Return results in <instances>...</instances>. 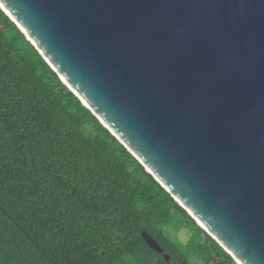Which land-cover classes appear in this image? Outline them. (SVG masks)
<instances>
[{
    "label": "water",
    "instance_id": "95a60500",
    "mask_svg": "<svg viewBox=\"0 0 264 264\" xmlns=\"http://www.w3.org/2000/svg\"><path fill=\"white\" fill-rule=\"evenodd\" d=\"M0 10L236 264H264V0H0Z\"/></svg>",
    "mask_w": 264,
    "mask_h": 264
},
{
    "label": "trees",
    "instance_id": "16d2710c",
    "mask_svg": "<svg viewBox=\"0 0 264 264\" xmlns=\"http://www.w3.org/2000/svg\"><path fill=\"white\" fill-rule=\"evenodd\" d=\"M143 231L170 264H236L0 10V264H167Z\"/></svg>",
    "mask_w": 264,
    "mask_h": 264
},
{
    "label": "rangeland",
    "instance_id": "374dc122",
    "mask_svg": "<svg viewBox=\"0 0 264 264\" xmlns=\"http://www.w3.org/2000/svg\"><path fill=\"white\" fill-rule=\"evenodd\" d=\"M171 233H172V232H171ZM175 235H176V234L173 233V236H175ZM177 235H178V234H177ZM180 237H181L182 240H184V239L186 238L185 235H182V236H180Z\"/></svg>",
    "mask_w": 264,
    "mask_h": 264
}]
</instances>
